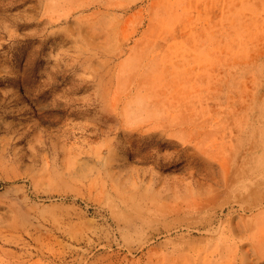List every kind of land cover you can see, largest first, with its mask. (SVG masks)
<instances>
[{
  "label": "rangeland",
  "instance_id": "374dc122",
  "mask_svg": "<svg viewBox=\"0 0 264 264\" xmlns=\"http://www.w3.org/2000/svg\"><path fill=\"white\" fill-rule=\"evenodd\" d=\"M0 264H264V0H0Z\"/></svg>",
  "mask_w": 264,
  "mask_h": 264
}]
</instances>
